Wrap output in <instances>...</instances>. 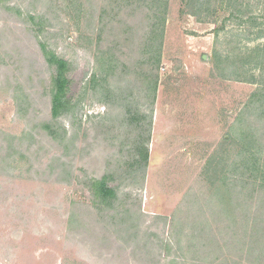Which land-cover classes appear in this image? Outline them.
I'll return each instance as SVG.
<instances>
[{
    "label": "rangeland",
    "instance_id": "rangeland-1",
    "mask_svg": "<svg viewBox=\"0 0 264 264\" xmlns=\"http://www.w3.org/2000/svg\"><path fill=\"white\" fill-rule=\"evenodd\" d=\"M7 1L0 0V264H207L192 253L218 244L190 240L198 233L192 221L214 219L206 170L221 169L216 157L238 151L227 140L234 131L240 137L242 113L256 117L245 109L257 88L223 78L214 57L230 51L233 58L262 41L227 7L260 17L264 0L225 3L200 17L181 15L182 1L170 0L153 104L152 77L136 51L146 24L120 12L117 0ZM12 6L45 16L40 38L3 8ZM39 40L70 62L75 106L59 119L63 141L40 126L51 120L53 69ZM108 57L118 65L107 76ZM95 74L107 81L94 83ZM144 144L145 168L137 166ZM104 175L118 199L103 211L87 181Z\"/></svg>",
    "mask_w": 264,
    "mask_h": 264
},
{
    "label": "trees",
    "instance_id": "trees-1",
    "mask_svg": "<svg viewBox=\"0 0 264 264\" xmlns=\"http://www.w3.org/2000/svg\"><path fill=\"white\" fill-rule=\"evenodd\" d=\"M181 1L183 5L180 10L181 15L188 13L197 17L205 12L210 14L212 8L217 11V7L223 8L225 3L227 5L231 3L242 5L246 1L248 6L251 2V0ZM1 2L7 3L8 1L1 0ZM118 2L120 12L125 10V13L128 12L127 15L136 20L138 24L141 22L146 24L140 33V42L136 51L140 55L142 65L148 66V71L152 77L150 88L153 94V100H151L153 104L158 91L159 70L163 60L170 0H117L116 3ZM215 2L217 5H214ZM3 8L8 11H16V14L26 19V23L30 24L31 30L36 32V36L40 38L43 35L46 26L44 15L25 13L20 7ZM227 8L232 10L233 16L237 15L245 19L248 27H256L257 31L254 38L262 41L252 48L248 47L244 53H235L233 58L230 51H227L225 57L221 52L216 51L214 65L225 79L257 85L245 109L250 116L256 113V117L243 120L245 113L240 115L238 121L243 124L242 129L238 131L240 137L234 131L235 136L230 135L227 140L231 145L237 146L238 151L232 156L229 154L227 157L226 155L216 157V164L221 169L206 170L211 185L210 212L214 215V219L205 218L192 221L194 232L198 233L195 235L193 233L190 240L200 237L205 245L215 243L219 247L210 252L195 251L192 254L196 257L197 255L201 256L207 264H242L243 261L246 264H264V111L257 114L258 110L264 107V7L260 17L254 15L249 7H245V9L243 7ZM104 11L106 12V10ZM102 15L101 19L103 20L105 13ZM139 15L141 17H138ZM134 16L138 18L135 19ZM124 21L126 29H122L126 32L130 28L132 30L133 25H127V21ZM108 25L109 22L106 23L105 27L99 29V38H105L103 34ZM140 30L139 26L133 33V37L135 33L138 35ZM39 45L47 64L53 69L49 85L51 120L41 122L40 126L53 140L63 141L67 137V131L66 129L60 130L59 119L70 113L75 106L69 95L72 82L69 76L70 62L53 50L47 42L39 40ZM116 65H118L116 59L108 57V70L105 72L107 76L116 72ZM106 78L98 79V75L95 74L93 80L94 83L106 82ZM259 117H261L260 120L257 119ZM133 119L139 124V117H133ZM151 126L152 122L150 123ZM138 152L141 160H138L137 166L141 165L145 168L149 161V150L144 144L138 148ZM229 164H231L232 169H227ZM140 170L135 169L134 172L140 173ZM108 180V175H104L100 178L92 177L87 181L95 207L103 211L114 208V203L118 199L117 190L109 185ZM211 203L215 209L212 208ZM201 212L204 214L202 209ZM222 216H225L226 220L222 219ZM241 216L245 219H242ZM223 224L224 227L221 228L220 225ZM214 225H217L215 230ZM221 229L223 233L220 232ZM216 231H219L224 239L217 240ZM224 232H227L225 237L223 236ZM223 245L229 246L228 249L226 250Z\"/></svg>",
    "mask_w": 264,
    "mask_h": 264
}]
</instances>
